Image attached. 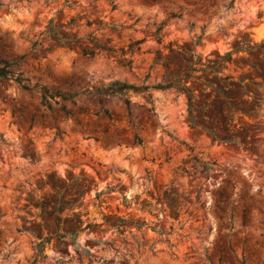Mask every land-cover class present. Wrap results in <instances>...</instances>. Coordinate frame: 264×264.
I'll use <instances>...</instances> for the list:
<instances>
[{
    "label": "rangeland",
    "instance_id": "rangeland-1",
    "mask_svg": "<svg viewBox=\"0 0 264 264\" xmlns=\"http://www.w3.org/2000/svg\"><path fill=\"white\" fill-rule=\"evenodd\" d=\"M230 1L0 0V59L23 57L12 69L33 87L0 80V264H264V47L233 53L220 80L199 70L264 43V0ZM72 18L79 36L142 40L132 68L47 36L32 48L50 20ZM191 65L197 125L175 88L131 93L128 105L84 92L167 82ZM40 87L77 93L75 104L58 98L49 109Z\"/></svg>",
    "mask_w": 264,
    "mask_h": 264
},
{
    "label": "trees",
    "instance_id": "trees-1",
    "mask_svg": "<svg viewBox=\"0 0 264 264\" xmlns=\"http://www.w3.org/2000/svg\"><path fill=\"white\" fill-rule=\"evenodd\" d=\"M155 1V0H154ZM194 2L195 4H198L200 2H204L205 0H190ZM234 0H231L229 3L226 4L227 8H231L233 6ZM78 26V24L75 23V19L72 18L69 22L66 23H60L55 24L53 20H50L47 27L41 31L38 34V37L36 40L32 42V48L36 49L38 45H40V37L41 36H47L55 40L56 42L67 46L69 49L78 50L83 56L87 57H94L99 54H105L109 57H114L115 60H117L121 65L132 68L134 63L133 55L136 52L140 51L139 44L142 42V40H134L131 41L127 46H121L117 47L116 44L112 42V39L108 37L104 41H101L95 37L94 31L86 34L84 36H79L76 33L72 32L71 27ZM97 28L96 30L101 29ZM113 30L116 29V26L111 27ZM160 28L157 31V34L159 33ZM160 41L161 39L158 38ZM200 38L196 41L198 42ZM264 47V43L260 44H254V45H248L247 47L238 45L233 50L226 52L224 55H218V58L211 62L209 66L199 68V70L202 71H211L215 74L216 78L219 80L221 77H217V71L221 64L226 62L232 61V55L233 53H239L243 50H252L254 48L261 49ZM23 57H19L14 60H5L0 59V80H5L7 82H14L21 86L23 89L27 91H31L33 89L32 86L27 84L25 80L21 77L22 72H15L12 67L17 65L20 60H22ZM198 70L197 68L193 67L192 65L189 67V69L182 73L180 76H174L170 81L167 82H161L158 84H146L143 83L140 86L130 84L126 81L121 80H114L110 81L109 83H100L99 85L93 86L91 89L88 88L84 90V92L97 95L99 97L101 96H122L124 97V100L126 104L128 105L130 103V94L131 93H148L151 89H169V88H175L177 90H180L186 94L189 101V122L192 125H197L195 115L192 111L193 108V98L194 93L193 89L188 85V80L192 79L194 77L195 71ZM148 78V76H147ZM225 78H231V76H227ZM240 82L243 81L242 79L239 80ZM207 86H212V83L210 81L204 82ZM41 90V97H42V105L46 106L47 108L51 109V101H54L56 104H59L58 98L62 100H68L73 102V98L77 95V93H65L57 90H51L46 87H40ZM74 103V102H73ZM75 104V103H74ZM62 110L64 111L66 116H72L73 113L66 110V107L62 105ZM103 115L110 117V114L108 110H103ZM34 121V117L32 118ZM209 134L213 137L214 140H217L219 142H236V138H226L221 139L219 138L212 130H207ZM196 159V158H195ZM204 170L205 174L207 175L208 172L212 169V166L209 162H204ZM214 194L216 195V206L220 211L226 212L225 206L226 201L228 199V196L226 194L225 187H220L217 189ZM164 196H166V192L163 193ZM175 195H172V197ZM222 204H224L222 206ZM247 221V209L243 210L242 213V224L245 225ZM122 222H124V219H120L119 222H115L114 224H110V222L107 220L105 222L106 225H108L110 228H119L122 226ZM136 225L140 228L143 226H148L146 222H135ZM97 224L94 223H88L86 228H90L91 226H96ZM158 232L161 235L169 236L172 233V228L170 230L160 229ZM59 237H63L62 234H59ZM44 250V244L39 243L38 244V253L42 254ZM36 261V260H35ZM32 264H35L33 262Z\"/></svg>",
    "mask_w": 264,
    "mask_h": 264
}]
</instances>
